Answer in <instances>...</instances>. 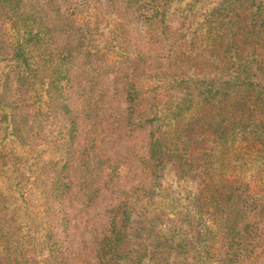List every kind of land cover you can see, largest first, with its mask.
Returning <instances> with one entry per match:
<instances>
[{"label":"trees","instance_id":"trees-1","mask_svg":"<svg viewBox=\"0 0 264 264\" xmlns=\"http://www.w3.org/2000/svg\"><path fill=\"white\" fill-rule=\"evenodd\" d=\"M0 264H264V0H0Z\"/></svg>","mask_w":264,"mask_h":264},{"label":"rangeland","instance_id":"rangeland-1","mask_svg":"<svg viewBox=\"0 0 264 264\" xmlns=\"http://www.w3.org/2000/svg\"><path fill=\"white\" fill-rule=\"evenodd\" d=\"M198 186L196 181H182L176 178L172 171H168L166 174L165 188L167 193L174 195L176 198H180L184 201V197L189 195L191 192H195ZM86 244H89L92 240V232L85 234Z\"/></svg>","mask_w":264,"mask_h":264}]
</instances>
